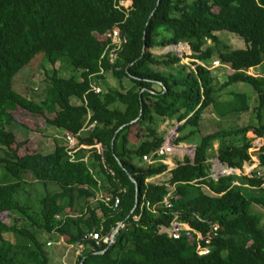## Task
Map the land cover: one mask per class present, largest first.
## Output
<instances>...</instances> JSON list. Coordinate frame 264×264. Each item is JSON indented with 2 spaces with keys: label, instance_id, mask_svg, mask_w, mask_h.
Masks as SVG:
<instances>
[{
  "label": "trees",
  "instance_id": "1",
  "mask_svg": "<svg viewBox=\"0 0 264 264\" xmlns=\"http://www.w3.org/2000/svg\"><path fill=\"white\" fill-rule=\"evenodd\" d=\"M125 1L132 5L123 7ZM116 28L120 45L111 55L114 45L105 35ZM217 33L237 36L244 48H232ZM179 44L190 47L191 62L181 63L175 53L151 52ZM39 53L50 68L33 91L42 98L36 103L21 97L13 80ZM212 59L230 69L219 90L234 83L252 87L258 126L204 135L195 143L193 159L184 156L170 170L163 162H143L142 156L164 141L159 121L177 115L185 124L177 132L190 131L173 144L193 141L203 112L217 104L216 79L207 67ZM57 67L69 68L70 75L61 76ZM251 69L260 70L259 76ZM109 72L121 89L91 92ZM263 74L264 0H0V117L12 105L46 114L47 125L80 133L79 142L90 147L76 151L75 161L62 140L48 154L35 148L20 156L0 138V213L8 218L0 219V264H49L46 243L60 237L83 245L75 264H264L262 217L253 211L254 206L264 211V172L210 177L214 153L221 165L241 171L250 161L247 132L264 139ZM124 79L128 88L121 84ZM88 113L96 125L82 133ZM8 121L1 127L7 134L15 136L14 127L27 131ZM258 154L264 168V143ZM163 173L166 180L148 182ZM26 175L44 188L37 211L27 204ZM48 184L59 190L49 192ZM99 194L109 201L102 202ZM168 194L171 208L159 207ZM115 198L119 203L112 208ZM175 213L203 235L211 224L219 226L208 254L196 253L194 234L174 240L159 232ZM119 223L123 227L109 246L83 240L91 232L110 233Z\"/></svg>",
  "mask_w": 264,
  "mask_h": 264
},
{
  "label": "rangeland",
  "instance_id": "2",
  "mask_svg": "<svg viewBox=\"0 0 264 264\" xmlns=\"http://www.w3.org/2000/svg\"><path fill=\"white\" fill-rule=\"evenodd\" d=\"M122 6L129 7L131 6V4L126 5V2H123ZM217 35L223 40V42L228 43L232 48H244L243 40L235 35L226 33H217ZM98 40L102 41L105 39L103 36H98ZM206 45L209 46L211 45V43L208 41ZM151 52L157 56L169 52L175 53L178 57L182 58L181 63L186 64L191 62L189 56L192 54V52L187 44H180L179 46L168 47L165 49H153L151 50ZM213 62L218 61L217 59H212L207 63V67L209 68V70H211L212 76L216 79L214 81V85H216V88L218 89L220 85H222L227 79V76L230 73V69L227 66L220 65L219 62L217 66H214ZM49 68V64L46 63L45 55L43 53L37 54L28 62L27 66L15 76L13 80L14 90L21 97H24L25 99L30 101H35L36 103H40L42 98L35 96V94H33V91L36 93L37 88L43 84V79L46 75L45 72ZM57 70L63 77H68L70 75V69L67 67H57ZM248 72L253 76H259L260 70L254 71L253 69H251ZM121 84L126 88L130 86L126 79L122 80ZM98 86L102 90L101 92H106L107 88L114 90L121 89L119 81L110 72L105 74L104 81L98 82ZM241 93L244 95V98H242L241 100H237L235 95H239ZM214 97L217 100V104L215 106H210L203 112L201 120L199 122V127L193 134V141L190 142V138H187V140L184 141L183 144H181L182 146L186 144L187 147H195V143H197L202 136L210 134L212 132H216L217 130H233L242 126H258L256 114L254 111L257 107L258 102L256 93L250 85L245 83H234L226 88L220 90L218 89V92ZM240 101H242V104L240 103ZM71 102L72 104H77V100L75 98H72ZM7 114L8 115L6 116L5 112V115H2L0 117V138L3 139L11 148L16 149L17 154L20 156L24 155L27 152H30L35 148L42 152V154H48L53 150L57 138L62 137L60 130L47 125L45 121L46 114L44 116L32 115L29 112L22 111L17 105H12V107L8 109ZM176 116L177 115H175L171 121H159L158 132L161 133L163 138H165L166 135L170 132H175L176 136H185L190 131V128L188 127L183 128L179 133L175 131V127L177 125L178 127L185 125L184 121H180L178 122V124H176ZM12 119L13 121H16L17 124L19 123L22 124L23 127H26L27 131H22L21 128L14 127L15 136L7 134L6 129L3 130L1 127L2 124H5L9 122L8 120ZM174 124L176 125L174 126ZM25 132L26 134H24ZM245 137L246 141L252 144V148L249 150L250 161L246 162L243 165L242 170L240 171L237 169H230L228 170V174L226 172L227 169L224 167V165L222 166L218 162L214 153L210 160V162L212 163L211 173L212 170H215V172L221 173L222 176H227L233 172V174L231 175H235V177L237 178L243 174L250 175L252 170L255 169L264 172V168L260 167L258 161V149L263 145L264 139L256 138L253 130L247 132ZM231 139L232 141L235 140V138L233 137L230 138V140ZM240 139V137L236 138V140ZM217 148L218 142H215L213 145L214 152H216ZM184 156L188 157L189 159L193 158L192 152L189 151H186ZM174 160L177 162V160H180V158H174ZM2 172L3 170L0 166V174H2ZM25 179L27 183H31L30 186L26 188V190H28L30 193L27 204H30L33 210L37 211V199L44 192V188L41 183L35 182L32 179L31 175H26ZM47 190L51 193H54L58 191L59 188L56 185L48 184ZM253 211L258 213L262 217L261 225L264 228V211L258 206H254ZM0 219L4 222H8V218L5 214L0 213ZM4 237L5 239L12 240L11 235L5 234ZM47 251L48 253H50L51 249L48 248Z\"/></svg>",
  "mask_w": 264,
  "mask_h": 264
},
{
  "label": "built area",
  "instance_id": "3",
  "mask_svg": "<svg viewBox=\"0 0 264 264\" xmlns=\"http://www.w3.org/2000/svg\"><path fill=\"white\" fill-rule=\"evenodd\" d=\"M105 36L107 38H110L111 44L114 45V48L112 49V52H111V55H112L113 52L115 51V49L118 48L120 45L119 30L116 28V29L112 30L111 32H108ZM213 65L217 66L218 62H213ZM90 91L94 92L95 94H101L102 93L101 92L102 90L100 89V87L94 86V85H91ZM89 119H90V114L88 113L86 124H85V127H83V129H82V133L91 131L95 127L96 122L95 121L90 122ZM79 136H80V133H77L76 135H74V134L67 133L65 131V132H63V135L61 137L65 151H66V153L69 156L71 161L76 160V157H75L76 151H78L80 149H89L90 148L89 146L81 144L79 142V139H78ZM175 138H176L175 132H170L169 134H167L166 137L164 138L162 145L157 150L152 152L151 154L142 156V161L146 162L148 164H152L155 162H163V163L167 164L166 159L169 156H172L176 152H181V153L185 154L186 151L192 152V154L194 156L195 147H190V146L184 147V146H180V145H174L173 140ZM94 147L98 150L99 153L102 151L100 144H96V145H94ZM84 161H85V159H84ZM210 177L213 179H217L219 177H222V174L219 172H213ZM169 195L170 194H168L167 196H165L163 198L159 207L163 206L164 208H171V204L169 203ZM98 197L101 198L102 202H108L109 201L108 197H101L100 194ZM118 203H119L118 198H115L113 201L112 208H116L118 206ZM157 207H158V205L153 207L152 210L155 211V209ZM122 227H123V225L121 223H119L117 225V227L112 232L106 233L104 235H102L100 232H91V233L86 234L83 237V240H92L95 242V244L97 246H99L100 244H107L109 246L114 242V239L112 238L113 233L115 231H118ZM209 229H210L209 232H207L204 235L201 232L194 231L188 224L179 221L178 214L175 213L173 216V219L169 223V226L167 228L160 227L159 232L160 233H166L169 237H171L174 240H179L182 237L192 239L193 238L192 236L194 234L195 235V242H196V253L201 256V255L208 254V252H209L208 245L213 241V239L215 237H217V234L220 230V228L217 224H211ZM60 240H62V238ZM201 243H203L204 246L201 245ZM51 245H52V242L46 243L47 247H49ZM76 247L79 249V251L83 250V245H81V244H77Z\"/></svg>",
  "mask_w": 264,
  "mask_h": 264
},
{
  "label": "crops",
  "instance_id": "4",
  "mask_svg": "<svg viewBox=\"0 0 264 264\" xmlns=\"http://www.w3.org/2000/svg\"><path fill=\"white\" fill-rule=\"evenodd\" d=\"M125 2H130V1H125ZM132 5V4H131ZM124 7V6H123ZM130 7V6H129ZM129 7H125V8H129ZM244 47V44H243ZM154 89L157 90V87H154ZM172 120V119H171ZM170 120V121H171ZM168 120H165V122H167ZM176 124H178V122H176ZM174 124V126L176 125ZM178 126V125H177ZM176 126V127H177ZM61 131V130H60ZM63 135V132L61 131V136ZM57 142H61V137H58ZM55 144V143H54ZM183 144V143H181ZM180 144V146H182ZM184 147H187L186 144H184ZM54 149V148H53ZM174 158H180L181 162L184 158V154L181 152H176L174 153L172 156H169L166 159V163L168 166V170H170L171 168H174L176 166V161L174 160ZM177 160V161H180ZM219 162V161H218ZM218 165V164H217ZM223 166V165H222ZM220 167V166H219ZM225 167V166H224ZM226 168V167H225ZM227 169V168H226ZM227 169L226 172L228 173ZM232 170V169H231ZM236 170V169H235ZM234 171V170H233ZM215 172V170H212V173ZM211 173V174H212ZM235 173V172H234ZM229 174V173H228ZM230 174H233L230 173ZM168 178V173H163L161 175H158L156 177H153L151 179L148 180V182H161L164 181ZM61 238H59L57 241H51L52 245L49 246L48 248L51 249V252L48 253L49 254V264H75L76 258L77 256L82 252L79 251V249L74 245H69L66 243V241L62 238V240H60ZM47 248V249H48Z\"/></svg>",
  "mask_w": 264,
  "mask_h": 264
},
{
  "label": "water",
  "instance_id": "5",
  "mask_svg": "<svg viewBox=\"0 0 264 264\" xmlns=\"http://www.w3.org/2000/svg\"><path fill=\"white\" fill-rule=\"evenodd\" d=\"M180 45V44H179ZM179 45H177V46H179ZM174 47V46H173ZM177 129H178V126L177 127H175V131H177ZM193 159V158H192ZM191 159V160H192ZM116 233H117V231H115L114 233H113V235H112V238L113 239H115V236H116Z\"/></svg>",
  "mask_w": 264,
  "mask_h": 264
},
{
  "label": "clouds",
  "instance_id": "6",
  "mask_svg": "<svg viewBox=\"0 0 264 264\" xmlns=\"http://www.w3.org/2000/svg\"><path fill=\"white\" fill-rule=\"evenodd\" d=\"M257 138V137H256Z\"/></svg>",
  "mask_w": 264,
  "mask_h": 264
}]
</instances>
